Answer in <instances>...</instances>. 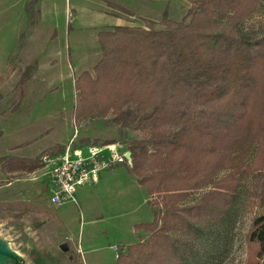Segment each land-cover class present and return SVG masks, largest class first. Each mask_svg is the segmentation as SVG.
I'll return each mask as SVG.
<instances>
[{
	"label": "trees",
	"instance_id": "16d2710c",
	"mask_svg": "<svg viewBox=\"0 0 264 264\" xmlns=\"http://www.w3.org/2000/svg\"><path fill=\"white\" fill-rule=\"evenodd\" d=\"M38 2L27 5L33 17L41 14ZM185 2L180 18L168 2L159 18L100 30L101 55L75 79L77 122L102 119L119 137L80 134L74 145L125 144L124 164L147 191L154 215L136 225L137 241L121 247L116 264H185L193 237L203 234L200 251L207 255L221 245L241 185L252 181V206L264 198V163L256 164L264 162V34L250 41L241 32L261 0ZM35 67L22 73L16 107ZM56 146L34 158L1 156L0 166L7 174L31 173L44 153L66 147ZM247 236L263 257L264 214L252 220ZM204 257L194 264H205ZM71 260L84 264L78 255Z\"/></svg>",
	"mask_w": 264,
	"mask_h": 264
},
{
	"label": "rangeland",
	"instance_id": "374dc122",
	"mask_svg": "<svg viewBox=\"0 0 264 264\" xmlns=\"http://www.w3.org/2000/svg\"><path fill=\"white\" fill-rule=\"evenodd\" d=\"M29 1L0 0V157L34 158L47 148L56 149L57 143L77 140L80 134L119 137L118 128H110L102 119L84 117L77 122L75 79L101 55L100 30L114 24L137 25L142 17L159 18L168 2L172 16L180 18L185 0H39L36 6L41 14L34 17L27 10ZM118 5L133 15L123 13ZM241 32L250 41L264 34V0L242 23ZM31 63L36 67L27 96L16 107L18 82ZM43 156L42 166L31 173L5 175L0 166V220L29 222V234L52 264H73L72 254L84 264H116L121 247L137 241L136 225L154 217L147 191L129 164L104 173L102 182L85 194L88 205L76 196L77 204L56 210L47 201L52 186ZM252 158L247 156L244 161L249 163ZM263 163L258 158L256 164ZM208 189L196 191L188 202ZM251 191V180L241 185L221 245L205 255L200 250L208 237L194 236V248L185 264H194L202 256L205 264H264L259 245H251L247 236L252 220L264 214V198L252 206ZM9 206L13 210H7ZM19 212L25 215L19 217Z\"/></svg>",
	"mask_w": 264,
	"mask_h": 264
},
{
	"label": "built area",
	"instance_id": "2783aa9c",
	"mask_svg": "<svg viewBox=\"0 0 264 264\" xmlns=\"http://www.w3.org/2000/svg\"><path fill=\"white\" fill-rule=\"evenodd\" d=\"M127 154L120 142L75 146L73 139L63 152L44 154V167L51 179L52 203L56 206L76 203L79 186L98 182L102 172L124 164Z\"/></svg>",
	"mask_w": 264,
	"mask_h": 264
},
{
	"label": "water",
	"instance_id": "95a60500",
	"mask_svg": "<svg viewBox=\"0 0 264 264\" xmlns=\"http://www.w3.org/2000/svg\"><path fill=\"white\" fill-rule=\"evenodd\" d=\"M130 157V152L127 154ZM31 225L13 218L0 220V264H52L46 252L41 251L33 236ZM61 247L68 250L65 244Z\"/></svg>",
	"mask_w": 264,
	"mask_h": 264
},
{
	"label": "crops",
	"instance_id": "0c3cea01",
	"mask_svg": "<svg viewBox=\"0 0 264 264\" xmlns=\"http://www.w3.org/2000/svg\"><path fill=\"white\" fill-rule=\"evenodd\" d=\"M26 1L27 0H22V2L25 4L26 3ZM21 2V3H22ZM119 25H121V24H119ZM70 142V141H69ZM68 142V143H69ZM68 143H66L65 145H67ZM58 144V143H57ZM48 147H50V146H48ZM66 148V147H65ZM64 151V150H63ZM63 151H61V152H63ZM57 153H60V152H57ZM121 165H123V164H118V165H116L115 167H113V168H111V169H108V170H106V171H104L102 174H101V176H100V179H99V181L98 182H96V183H90V184H86V185H83V186H79L78 188H77V191H76V196L78 197V199H79V202L81 201V200H83L84 201V203L85 204H87L86 203V198H85V194L88 192V191H93V188L94 187H97V185L99 184V183H101L102 181H100L101 180V178H102V175L104 174V173H107V172H112V171H114V170H116L118 167H120ZM3 168V167H2ZM5 171V170H4ZM4 174L5 175H7V173L6 172H4ZM10 174V173H9ZM10 175H12V174H10ZM42 175H45V174H42ZM46 187H47V185H46ZM86 187H89V188H86ZM52 187L50 188V189H48V190H50V192H51V194H52ZM82 197V198H81ZM148 200H149V196H148ZM47 201H48V204H49V206H50V204L52 205V206H54L55 208H57L56 210H58V209H60L61 207H63V206H68V205H72V204H74L73 202H71V203H67V204H65V205H63V206H56L55 204H53L52 203V201H51V196H50V198H48L47 199ZM78 203V201L75 203V204H77ZM38 204H40V202L38 203ZM88 205V204H87ZM39 207V206H38ZM40 208V207H39ZM41 209V208H40ZM40 209H38V210H40ZM79 251V250H78Z\"/></svg>",
	"mask_w": 264,
	"mask_h": 264
}]
</instances>
